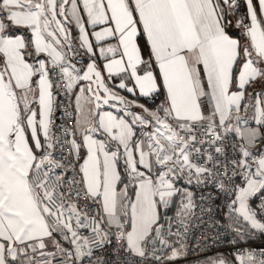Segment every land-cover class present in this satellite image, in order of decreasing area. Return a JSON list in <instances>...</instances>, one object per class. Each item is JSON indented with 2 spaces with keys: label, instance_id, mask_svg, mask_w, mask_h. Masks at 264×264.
I'll list each match as a JSON object with an SVG mask.
<instances>
[{
  "label": "snow or ice",
  "instance_id": "6c2138e0",
  "mask_svg": "<svg viewBox=\"0 0 264 264\" xmlns=\"http://www.w3.org/2000/svg\"><path fill=\"white\" fill-rule=\"evenodd\" d=\"M243 4L240 13L241 0H0V264H111L95 253L113 236L132 264H171L186 255L197 207L181 178L231 197L230 243L264 234V0ZM104 70L120 89L164 100H129ZM58 148L72 159H57ZM69 172L79 180L69 184ZM177 194L175 220L162 223ZM85 197L96 213L75 202ZM234 258L264 264V248Z\"/></svg>",
  "mask_w": 264,
  "mask_h": 264
},
{
  "label": "built area",
  "instance_id": "2783aa9c",
  "mask_svg": "<svg viewBox=\"0 0 264 264\" xmlns=\"http://www.w3.org/2000/svg\"><path fill=\"white\" fill-rule=\"evenodd\" d=\"M245 10L240 8V13H243ZM247 22V21H246ZM63 84H67V81H62ZM58 102L63 105L64 112L71 113L73 120H75V113H73V99L70 96L65 95L63 92L57 97ZM71 99L72 106H69ZM147 103L153 104L154 108L162 103L163 99L161 95H153V97L146 98ZM56 115L59 119L56 121L57 124L61 122L67 123V119L63 116L61 112H57ZM252 127H260L259 125H251ZM59 132V130H57ZM138 136L140 137V131L137 130ZM201 143H203V138L201 137ZM64 137L61 135V141L63 142ZM70 149L58 148L56 152V158L60 159L62 157H67L72 159L70 154ZM263 154V153H261ZM83 157V152H81ZM82 161V160H81ZM79 161V163H81ZM203 166V161H200ZM75 176L79 180V176L76 172H69L67 180L68 183H71L72 177ZM177 184H185L194 194L193 199L197 205L194 210L195 216L193 218V226H191L188 233V237L185 241L186 243V255L179 257L176 261L171 262V264L184 262L185 264H197L201 259L205 258H214L224 257L230 260V264H239V261L234 257L242 251L246 250H256L259 251L261 248H264V234H258L257 237L252 239H243L241 238L238 243L232 244L230 241L236 239L234 232L229 229L231 223L229 219V213L231 209L227 206L231 197L224 196L219 189L216 187L215 183H195L193 180L192 184L187 183L186 178H181L175 180ZM235 185L239 186L238 176L234 178ZM67 187V185H65ZM79 184L75 185L74 188H79ZM64 189H61L63 191ZM182 199V198H181ZM177 202L172 220H175L176 212L180 205V200ZM81 208L85 209L88 213L93 214L98 211L97 203L92 199L85 197L84 199L76 200ZM258 203V201L256 202ZM254 207L256 204L253 205ZM211 208L212 211L209 214L206 210ZM201 210H205L203 213ZM236 214L233 213V216ZM211 217V218H210ZM202 218L206 223L200 224L199 219ZM212 219H215L217 222L216 225H213ZM115 227H112V232L114 233ZM84 235H89L87 230H82ZM124 243L123 239L112 237V243L105 246L102 250H96V255L104 257L106 260H110L111 264H116V261H123L125 258L128 259L129 264H132V257L128 256L126 252L119 250L118 246ZM79 264V262H77ZM94 264V261H93ZM142 264H159L158 261L149 257L147 260L143 261Z\"/></svg>",
  "mask_w": 264,
  "mask_h": 264
},
{
  "label": "crops",
  "instance_id": "0c3cea01",
  "mask_svg": "<svg viewBox=\"0 0 264 264\" xmlns=\"http://www.w3.org/2000/svg\"><path fill=\"white\" fill-rule=\"evenodd\" d=\"M241 8H243V9L245 10V8H244V4H243V0H241ZM89 27H91V26H89ZM229 31H230V34H234L235 36H239V31H238L237 29H235V28H231V29H229ZM73 34L75 35V30H74V33H73ZM93 40H94V37H93ZM74 62H75V61H74ZM103 62H105V61H103L102 59L98 61V63H103ZM82 63H86V58H85L84 61H82ZM78 67H80V65H78ZM104 75H105L106 83L110 86V88H112V89H113L115 92H117L118 94L127 97L129 100L137 99V100L139 101V103L145 104L146 107H148V108H154L153 104H152V105H148V103H145V102L140 101V99H146L147 97L139 96V95H138V90H137V93H136V94H130V93H128L127 91H125V90H123V89H120V88L118 87V85H119V82H120L121 77L114 76V77H112L111 79H109L106 70H104ZM129 86H132V85L129 84ZM261 87H262L261 85H257V89H258V90H260ZM249 91H252V90L249 89ZM161 96H162V99L164 100V96H163V95H161ZM73 104H74V99H73ZM102 110H103V111H112L111 108H107V107H105V106H104V108H103ZM135 110H136V111H139V109H135ZM251 115H252V113L249 112V113H248V116H249V124H251V125H253V126H254V125H257V124L255 123V121H253V120L251 119ZM137 130L140 131V126H139V125L137 126ZM148 130H150V129H144V131H148ZM77 138L79 139V133H77ZM137 138L139 139V138H142V137L140 136V137H137ZM82 152H83V157H86V149H85V150H82ZM263 154H264V153H263ZM81 163H82V161H81ZM121 166H122V163H121ZM141 167H142V166H141ZM238 182H239V186H241V185L243 184V175H239V176H238ZM175 184H176V187H178V188H180V189H185V188H186V189H188L189 191H191L190 188H189L188 186H186L185 184H177V183H175ZM129 195H132V193L130 192ZM181 198H182V196H181L180 194H177V195L173 198V203L169 206V208L166 209V210H164V209L161 210V212H162V216H163V220L161 221L162 223H165V222H167L170 218H172V216H173V214H174V211H175L176 204H177V202L179 201V199H181ZM258 234H259V232H256L255 234H253V233L250 232V233H248L247 235H245V236L243 237V239H252V238L257 237ZM57 238H59V237H57ZM157 247H159V246L157 245ZM226 259H227L228 261H230L228 258H226ZM210 260H215V259H214V258H205V259H201L197 264H208V262H209ZM174 264H185V263H184V262H178V263H174Z\"/></svg>",
  "mask_w": 264,
  "mask_h": 264
},
{
  "label": "trees",
  "instance_id": "16d2710c",
  "mask_svg": "<svg viewBox=\"0 0 264 264\" xmlns=\"http://www.w3.org/2000/svg\"><path fill=\"white\" fill-rule=\"evenodd\" d=\"M140 101L147 103L146 99H140ZM148 105H152V104L148 103Z\"/></svg>",
  "mask_w": 264,
  "mask_h": 264
},
{
  "label": "water",
  "instance_id": "95a60500",
  "mask_svg": "<svg viewBox=\"0 0 264 264\" xmlns=\"http://www.w3.org/2000/svg\"><path fill=\"white\" fill-rule=\"evenodd\" d=\"M105 82H106V80H105ZM110 87V86H109ZM120 95V94H119ZM105 107H107V108H110L109 106H105Z\"/></svg>",
  "mask_w": 264,
  "mask_h": 264
}]
</instances>
